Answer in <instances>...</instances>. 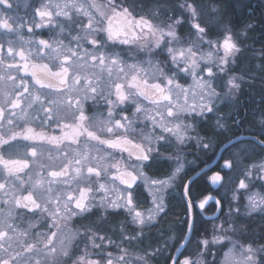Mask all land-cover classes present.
Here are the masks:
<instances>
[{
	"label": "flooded vegetation",
	"instance_id": "af4514ba",
	"mask_svg": "<svg viewBox=\"0 0 264 264\" xmlns=\"http://www.w3.org/2000/svg\"><path fill=\"white\" fill-rule=\"evenodd\" d=\"M225 1L230 16L223 3L214 0H167L164 10L158 12L155 0H0V264H41L34 252L46 250L49 256H56L59 249L71 250L72 260L68 257L63 264H73L81 248L89 249L91 232L116 233L123 226V189L131 193L132 206L147 198L143 179L169 178L171 166L166 156L171 147L156 143L157 118L163 112L162 108L157 111V105L164 103L168 85L155 79V18L170 21L177 5L185 10L209 3L223 10L224 20L213 10L193 18L188 12L178 19V36L184 38L179 59L188 49L197 54L205 49L206 57L218 56L221 49L233 52L232 38L215 39L218 21L226 23L233 37L236 32L244 33L245 44L250 43L247 35L255 31L253 44L264 47V33L254 27L246 30L255 25L246 16L251 9L264 17L263 3ZM193 33L199 38L192 42ZM201 37L213 41L204 47ZM171 56V50L166 52L170 65ZM206 61L204 74L208 77L216 65ZM183 68L180 65L182 73ZM231 73L242 81L239 88L228 91L234 94L229 105L217 106L214 114L206 112V119H201V83H196L197 101L188 104L198 135L225 139L205 165L202 149L190 144L184 147L190 163L182 170L186 176L181 189L186 229L181 241L188 229L183 196L186 181L234 138L252 136L264 144V65L253 68L243 56L235 59ZM157 87L162 88L158 97ZM184 90L182 101L188 95ZM213 90L220 97L226 88L217 84ZM173 114L167 111L168 118ZM130 143L144 158L130 154ZM244 143L264 152V145L238 141L222 152L211 171L200 175H205L208 193L192 197L189 186L191 238L197 222L209 224L223 215L224 201L218 189L231 168L227 155ZM125 172L137 177L131 189L122 180ZM208 196H214L221 206L215 220L208 219L217 209L214 200L199 207ZM98 202L106 212L96 228ZM134 214L139 216L137 211ZM28 251L31 255L19 258ZM183 252L175 264L186 261Z\"/></svg>",
	"mask_w": 264,
	"mask_h": 264
},
{
	"label": "rangeland",
	"instance_id": "374dc122",
	"mask_svg": "<svg viewBox=\"0 0 264 264\" xmlns=\"http://www.w3.org/2000/svg\"><path fill=\"white\" fill-rule=\"evenodd\" d=\"M244 1L237 0L241 4ZM258 1L264 5V0ZM164 6L166 7L165 3L155 0L157 12L164 10ZM209 7V3L204 5L197 3L193 8L182 10L181 5H177L174 17L176 19L172 17L170 21L164 22L165 17L164 20L159 19L158 16L155 18L153 27L156 57L155 79L158 83L168 85V94L164 103L157 105V111L162 108L163 112L157 118L156 143L171 147V154L166 156L171 166L169 178L162 181L143 179L141 186L146 191L147 198L142 206L137 202L134 203L136 205L130 206L131 193L123 189V226L116 233L110 231L91 232L88 240L89 249L81 248L82 250L74 256L73 264H154L151 262L152 257L158 254L171 256L170 247L176 241L172 251L174 252L181 241L183 235L178 240L173 234L164 238L162 231L159 230L164 226V221L160 222V218L167 215L165 200L173 194L177 195L178 189H182L186 179V176L182 175V170L190 163V160L186 158L184 147L190 144L196 149H202L203 154H209L215 151L218 142L217 139L209 137V135H198L194 127L195 117L190 114L188 104H195L197 101L199 90L196 83L202 85V89H199L202 90L203 116L200 118L205 120L206 112L208 115H212L217 106L229 105L234 99V94L233 91H228L234 89V86L240 87L241 78L235 77L231 73L235 59L245 56L252 63L253 68L264 65V47H257L253 44V39H256L257 36H255V31H252L249 36L247 35L250 43L245 44V34L236 32L234 37L231 36L229 27L223 21H218L215 27L217 31L215 39L222 41L225 38H232L236 46L233 52L226 53L221 49L218 56L206 57L205 49L199 51L198 54L188 49L184 52V57L179 59V51H183L184 38L178 36V28L181 23L178 19L183 18V14L186 17L188 12L192 13L191 18H193L201 16V13L206 11L212 13L214 11L219 20L226 19L223 10L218 11L216 7H210L212 9ZM251 27L254 26H246V30L249 31ZM190 38L193 42L197 41L199 36L193 33ZM201 39L206 47L209 40H205L203 37ZM170 50L172 52L171 65L165 57L166 52ZM206 60H213L216 65L212 75L208 77L204 74ZM184 62H188L185 69L183 68ZM180 65H182L183 73L179 70ZM176 66L177 68H175ZM184 82H189V85L186 87ZM180 83H183L182 89ZM217 84H220L223 89L226 88L220 97L213 93ZM184 89L188 93L186 101L181 100L184 98ZM168 110L174 112L172 118H168ZM241 147H246V149H239ZM253 148L254 145L244 143L231 149V153L227 155L231 162V168L225 173L218 189V193L224 201L223 215L218 220L202 226L200 236L193 240L188 252L184 255L188 264H264V246L253 244V236L250 235L246 227L240 225L243 221L264 220V153L261 157L254 158L252 156L255 152ZM97 197H101L99 193H97ZM135 211L139 213V216L134 214ZM105 212L103 203L98 202L99 217L93 223L96 228H98L96 225H99ZM184 219L186 220V216ZM153 232L158 235L153 236L162 241L159 247H151L149 244V239L152 237L150 235ZM69 251L71 250L59 249L56 251V256H49L46 250L33 254L41 257V264H56L57 258L60 259L58 263L63 264V261L68 257L72 260ZM59 252L63 254L59 255ZM29 255H31V251L19 258L25 259Z\"/></svg>",
	"mask_w": 264,
	"mask_h": 264
},
{
	"label": "trees",
	"instance_id": "16d2710c",
	"mask_svg": "<svg viewBox=\"0 0 264 264\" xmlns=\"http://www.w3.org/2000/svg\"><path fill=\"white\" fill-rule=\"evenodd\" d=\"M163 3H167V0H160ZM201 0H199L200 2ZM214 1H218L220 3H223L224 7H225V13L227 15H231L229 13V4L227 1L225 0H214ZM258 12H254L253 9H251V14L248 13V15H246L248 17V19H250L252 22L255 23L254 25V29L258 30V32L260 33H264V17L262 18L260 16V14H257ZM252 65V63H251ZM262 85H264V82L261 83ZM258 88V87H257ZM260 89V88H259ZM264 91V90H263ZM261 90L257 92V96L260 95ZM252 104L254 105L253 101ZM215 139H217V144L219 145V143H222L224 141V137H214ZM254 155L252 154V156L254 158L257 157H261L263 150H260L256 147L253 148ZM212 158L211 153H205L202 155V160H203V165L207 164ZM243 164V163H242ZM191 173V171L189 172ZM210 190L209 184L205 181V175L202 176H198L190 185L189 188V194L190 196L194 197V195H196L197 197H200L206 193H208ZM138 203L142 206L145 202L144 201H138ZM167 215L164 216L163 218H160V222L164 221V226L163 228H161L159 231H162V234L164 236V238H167L169 235L173 234L176 238V240H178L185 232L186 229V220L184 219L186 216V207H185V203L184 200L182 199L181 196V190L178 189V194H173L171 196V198L168 200V202H166V212ZM159 222V223H160ZM158 223V224H159ZM196 223V222H195ZM204 225H208V224H202V222H200L198 224V222L194 225V229H193V233H192V238L188 244V246L186 247V249L184 250L183 254L186 255V253L188 252L189 246L192 244L193 240L197 237L200 236L201 233V229L202 226ZM243 227H246L248 229V231L250 232V235L253 236L252 237V243L253 244H262L264 245V220L261 221H256V220H249V221H243V223L240 224ZM158 227V226H157ZM152 228H154L152 226ZM158 231V232H159ZM158 236L156 233H151L150 236L151 239H149V244L151 247H159L162 243L161 239H156L154 236ZM258 239V240H257ZM257 240V241H255ZM176 243V241H175ZM172 244V246L170 247V254L173 253V249H174V244ZM170 261V256L166 255V256H162L160 254L154 256L151 258V262L154 264H169Z\"/></svg>",
	"mask_w": 264,
	"mask_h": 264
},
{
	"label": "water",
	"instance_id": "95a60500",
	"mask_svg": "<svg viewBox=\"0 0 264 264\" xmlns=\"http://www.w3.org/2000/svg\"><path fill=\"white\" fill-rule=\"evenodd\" d=\"M162 92V88L161 87H157L156 89V95L157 97L161 94ZM241 140H250L253 142H256L260 145H264L259 139L252 137V136H245V137H237L234 138L232 140H230L229 142L225 143L224 145H222L220 147V149L217 152V155L215 157V159L207 166H205L204 168L200 169L199 171H197L196 173H194L185 183L184 187H183V196L185 198V201L187 203L188 206V229L187 232L184 236V239L181 241V243L178 245V247L176 248L171 261L169 264H175L178 257L182 254L183 250L186 248L187 244L189 243V240L191 238V232H192V212H191V206H190V202L189 199L187 197V190L189 188V186L191 185V183L201 174H204L205 172L211 171L213 169V167L215 166L217 160L219 159V157L221 156L222 152L228 148L229 146H231L232 144L241 141ZM129 149L130 154L134 157V158H144V154L143 152H139V148H137L136 145H134L133 143H130L129 146L127 147ZM215 179H219L218 175L214 176ZM122 180L124 181L125 187L131 189L133 188V186L136 184L137 182V177L134 176L133 174H129V173H124ZM214 200L217 204V209L214 215L210 216L208 219L209 220H215L219 217L220 212H221V206L219 201L214 197V196H208L206 197L202 202L199 203V207L202 208L208 201ZM183 264H188V262L184 261Z\"/></svg>",
	"mask_w": 264,
	"mask_h": 264
},
{
	"label": "bare ground",
	"instance_id": "6f19581e",
	"mask_svg": "<svg viewBox=\"0 0 264 264\" xmlns=\"http://www.w3.org/2000/svg\"><path fill=\"white\" fill-rule=\"evenodd\" d=\"M188 245V244H187ZM185 250V249H184Z\"/></svg>",
	"mask_w": 264,
	"mask_h": 264
}]
</instances>
